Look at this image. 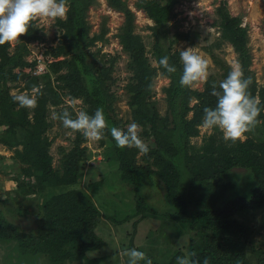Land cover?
<instances>
[{
  "label": "trees",
  "instance_id": "16d2710c",
  "mask_svg": "<svg viewBox=\"0 0 264 264\" xmlns=\"http://www.w3.org/2000/svg\"><path fill=\"white\" fill-rule=\"evenodd\" d=\"M63 1L69 3V9L67 17L59 19V24L68 37V45L61 46V50L72 54V58L70 61H56L51 66L57 72L65 65L71 66L70 75L61 79L71 78L67 86L72 89V96L82 97L90 106L98 129L111 142V153L119 163L115 176L118 186L136 209L134 215L128 217L153 213L189 226L200 241L193 244L190 264H264V246L251 249L256 260L250 261L248 248H252L254 241L250 238V227L238 219L239 215L264 210V131L259 129L264 122V85L258 86L250 69L249 30L242 25V17L233 15L225 1L217 6L222 37L233 45L241 63V75L233 78L242 88L227 97L237 101V112L225 113V116L229 117L234 127L247 133L254 129L260 132V137L248 135L241 139L231 135L226 139L220 131L206 136L201 146H196L191 144V138L200 135L198 126L207 120L214 124L217 113L226 111L223 108L226 101L221 97L217 84L208 82L205 90L192 88L196 79V72L192 71L193 63H182L171 52L168 23L180 0L137 2V8L145 11L154 22L152 29L157 36V59L163 73L170 79V85L165 90L168 100L165 117L160 116L156 102L148 100L156 69L149 62L142 37L135 32V12L126 0H108L112 8L125 16L119 37L132 58L135 73V81L128 86L132 115L153 139L151 145L141 149L132 145L128 130L124 134L118 132L117 119L112 114L115 94L106 83L112 79L110 72L113 68L102 71L89 61L90 27L86 15L92 0ZM18 12L24 30L13 54L8 51L9 40L0 23V124L6 126L5 133L15 138L16 145L22 144V149H17L16 153L25 165L21 173L28 181H23L20 187L42 193L45 200L41 230L35 234L21 230L3 214L0 205V240L18 241L27 250L47 254L53 264L79 261L87 258V252L106 245V240L97 232L102 212L92 197L81 190L73 188L64 192H49L48 195L45 193L46 185L56 190L59 185L68 187L76 184L83 155L80 147L82 140L78 134L76 146L65 156L59 172L52 165V157L47 151L48 139L41 135L46 126L44 107L41 106L35 114L32 128L25 112L16 110L15 104L10 101L7 83L15 78L14 68L26 65L24 56L28 43L35 40L39 33L30 4L20 1ZM227 86L231 87L229 83ZM53 94L60 99L57 92ZM192 99H196L193 105ZM190 112H193L191 118L188 116ZM18 127L28 129L17 135ZM75 128L80 130L77 125ZM5 142L9 143L8 140ZM140 153L141 156L138 155ZM138 157H141V163ZM236 169L249 172L252 177L249 185L248 182L232 184L226 180L229 173ZM152 178L164 189L168 206L165 210L160 211L148 203L150 194L143 189L149 183L148 179ZM111 179L108 177L95 185H110ZM115 223L120 224L122 220L116 219ZM139 254L137 264H146L142 253ZM148 264L158 263L151 261ZM165 264H175V258Z\"/></svg>",
  "mask_w": 264,
  "mask_h": 264
},
{
  "label": "rangeland",
  "instance_id": "374dc122",
  "mask_svg": "<svg viewBox=\"0 0 264 264\" xmlns=\"http://www.w3.org/2000/svg\"><path fill=\"white\" fill-rule=\"evenodd\" d=\"M20 1L23 0H0V23L5 28V35L9 40L8 51L11 54L16 51L21 32L24 30L18 12ZM138 1L126 0L136 15L135 32L142 37L149 62L156 69L148 100L156 102L160 116L165 117L168 114L165 90L170 85V79L163 73L157 59V36L152 29L154 22L145 11L137 8ZM222 1L227 3L233 15L241 16L242 25L247 26L250 69L258 86L264 85V0H180L174 7V15L168 23L169 38L172 41L171 52L176 54L182 63H193L192 71L196 72V79L191 85L192 88L205 90L208 82L217 84L221 89V97L226 101L223 105L226 111L217 113L214 124L207 120L198 126L200 135L191 138V144L196 146H201L206 136L220 131L226 139L231 135L240 136L241 139L248 135L260 137V132H255L254 129L247 133L244 129L234 127L229 117L225 116V113L237 112V101L227 97L242 86L233 78L241 75L239 54L233 45L222 37L218 25L216 9ZM24 2L30 4L39 33L35 40L28 43V51L24 56L26 65L14 68L15 78L7 83L10 101L15 104L16 110L25 112L32 128L35 114L41 106L44 107L42 110L45 113L46 126L41 135L48 139L47 151L52 157V165L59 172L62 170L65 156L75 148L78 134L81 136L80 147L83 149V155L76 184L68 187L59 185L56 190L46 185L45 193L48 195L49 192H64L74 188L89 194L102 212L97 232L106 240L103 248L87 252V258L79 261L67 260L61 264H137L139 253H142L146 264L151 261L165 264L172 258H175V264H190L193 244L200 241L189 226L153 213H147L143 217H128L134 215L136 209L131 206L120 185L118 186L115 176L119 163L111 153V142L98 129L90 106L82 97L72 96V89L67 86L71 78L61 79L62 76L70 75L71 66L65 65L58 72L51 66L56 61H70L72 58V54L61 50V46L68 45V37L59 24V19L67 17L69 3L63 0ZM86 20L90 27L89 61L102 71L113 68L110 72L112 79L106 83L115 94L112 114L117 119L118 132L124 134L125 130H128L132 145L144 149L151 145L153 139L146 134L143 125L134 121L132 106L129 103L128 86L135 81V73L132 58L124 49L119 37L125 21L124 13L112 8L108 0H92ZM41 63L43 64L39 66ZM228 83L231 87L227 86ZM55 92L59 94L60 99L53 94ZM195 102L196 99H192L191 105ZM192 115L193 112H190L188 116L191 118ZM76 125L80 128L79 131L75 128ZM27 129L18 127L16 134L25 133ZM259 129L264 131V122L260 124ZM5 130L6 126L0 124L2 212L21 230L35 234L41 230L45 198L42 193H34L20 187L23 181H28L21 173L25 165L19 161L16 153L17 149H22V144L16 145L15 138L7 135ZM262 135L264 137V134ZM6 140L9 143H6ZM138 155L141 156V153ZM138 160L142 162L141 157H138ZM108 177L112 178V184L104 183V187L95 185ZM226 180H230L232 184L248 182L249 185L252 177L248 171L236 169L229 173ZM148 182L143 189L150 194L148 203L160 211L168 208L162 185L156 184L155 178L148 179ZM116 219L122 220V223H115ZM238 219L250 227V238L254 244L251 245L252 248H248V257L253 262L256 258L251 249H261L264 246V210L255 211L250 215H239ZM0 264L53 262L49 255L27 250L18 241L0 240Z\"/></svg>",
  "mask_w": 264,
  "mask_h": 264
},
{
  "label": "built area",
  "instance_id": "2783aa9c",
  "mask_svg": "<svg viewBox=\"0 0 264 264\" xmlns=\"http://www.w3.org/2000/svg\"><path fill=\"white\" fill-rule=\"evenodd\" d=\"M42 64H43V63L39 64V66H41ZM42 70H43V68H42ZM42 70H38V71H42ZM38 71H37V72H38Z\"/></svg>",
  "mask_w": 264,
  "mask_h": 264
}]
</instances>
